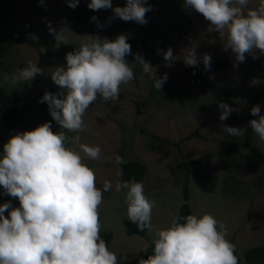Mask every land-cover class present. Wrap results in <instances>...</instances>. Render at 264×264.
Returning <instances> with one entry per match:
<instances>
[{"label": "rangeland", "instance_id": "obj_1", "mask_svg": "<svg viewBox=\"0 0 264 264\" xmlns=\"http://www.w3.org/2000/svg\"><path fill=\"white\" fill-rule=\"evenodd\" d=\"M259 5L260 0H249L245 8L256 9ZM188 10L183 6V0H166L161 12L153 19L155 31L170 35L169 30L177 21H183ZM72 16L73 8L67 6V0H0V38L33 39L35 45L30 49L19 46L0 58V84L22 99L21 121L13 135L49 122L53 133L64 132L66 147L79 152L83 163L94 171L97 188L103 191L105 182H111V189L103 191L98 214L101 236L112 233L113 240L108 249L116 254L118 264H137L138 260L153 254L151 252L146 256L149 243L156 239L157 230L172 224L183 203L182 186L186 181L183 161H195L209 152H214V156L207 164L203 162L191 167L203 177L215 181L217 186L214 192L203 193L188 180L192 214L214 216L227 229L226 239L234 245L238 255L251 244H264V166H258L245 154H236L229 161L228 171L223 168L224 157L218 151L224 137L239 136L224 132L223 125L242 131L246 121L244 104L253 93L260 95L259 105L261 114H264V54L254 50L251 54L245 53L243 62L237 61L231 49L224 47L227 28L217 32L206 19L201 20L192 25L187 37L171 48L175 58L171 62L162 61L163 38L155 39L154 53L144 58L152 67L151 72L145 73L139 62L131 65L134 78L120 85L118 98L105 101L98 95L84 113L83 130L71 132L52 120L48 105L39 102L46 92L61 99L66 95V89L50 79V73L61 65L43 70V79L38 85L34 79H14L17 70L27 67L30 62L36 64L37 52L43 51L47 40L69 41L79 49L96 37L112 40L124 34L128 43L135 37L125 21L116 22L110 33L103 35L72 21ZM190 49L195 50L201 64H204V54L209 55L211 61L229 57L235 62V66L224 72L205 73V77L212 81L225 80L234 86V97L227 103L234 111L228 119H219L221 110L205 91L197 88L190 76L175 71L173 63H184V56ZM156 57H159L156 63L163 68V75L167 74L166 84L176 81L188 89L191 97L189 104L172 102L165 91L151 92V75L155 73L157 77L159 71L154 65ZM201 124L204 129L198 133L208 141L197 137L188 140L187 136ZM77 136L78 142L75 140ZM155 136L168 139L171 143L159 142ZM255 139L264 151V141L256 133ZM80 144L99 146L101 158H88L79 148ZM117 156L122 158L123 163L138 160L147 169L146 176L140 181L144 186V195L153 203L151 227L146 238L128 237L125 233L123 222L130 221L125 201L127 190H116V184L121 182ZM225 176L231 177L233 188L240 186L233 189L234 194L225 189V182H222ZM5 202L19 207L18 199L7 195L0 187V204ZM4 215L7 218L8 212Z\"/></svg>", "mask_w": 264, "mask_h": 264}, {"label": "clouds", "instance_id": "obj_2", "mask_svg": "<svg viewBox=\"0 0 264 264\" xmlns=\"http://www.w3.org/2000/svg\"><path fill=\"white\" fill-rule=\"evenodd\" d=\"M249 0H183V6L200 13L214 31L227 28L225 49H231L239 62L245 53L259 50L264 54V0L256 9H247ZM79 0H67L76 8ZM93 11L112 9L123 21L144 25L151 6L147 0H125L124 7H113L111 0H90ZM97 21V17L91 18ZM98 26H100L98 24ZM93 37V36H89ZM128 37L92 39L75 52L65 56L66 64L54 68L50 79L66 89L64 98L45 93L39 102L48 105L50 116L62 129L79 132L84 128L83 116L89 105L101 96L105 101L118 98L120 85L134 78L125 57L131 54ZM165 61H173V50L162 53ZM253 58H256L255 56ZM145 73L152 67L136 54ZM206 70L211 57L204 54ZM187 66L195 67L198 59L194 49L184 56ZM43 70L29 63L18 69L14 79L31 81ZM7 78V77H6ZM152 85L160 90L167 74L160 78L151 75ZM261 100V98H260ZM219 119H228L234 111L227 103L219 102ZM250 114L258 119L249 126L264 141V114L260 105ZM229 135H239L241 129L223 125ZM64 132L53 133L45 122L31 131L12 135L0 153V187L17 198L19 207L11 202L0 204V264H118L100 234L98 207L103 191L111 189L106 181L104 190L96 187L94 171L83 163L79 152L66 147ZM78 142L79 137H75ZM79 148L92 160L101 158L99 146L80 144ZM117 163H123L116 157ZM126 189L127 215L139 230L151 227L153 203L144 195L142 182L121 181L116 190ZM11 209L10 211H8ZM8 212L7 218L4 213ZM211 214H190L156 232L152 255L137 264H238L234 245L226 239L227 229ZM223 229V230H221Z\"/></svg>", "mask_w": 264, "mask_h": 264}, {"label": "trees", "instance_id": "obj_3", "mask_svg": "<svg viewBox=\"0 0 264 264\" xmlns=\"http://www.w3.org/2000/svg\"><path fill=\"white\" fill-rule=\"evenodd\" d=\"M90 0H79V4L73 9L72 21L86 26L91 32H99L103 35H108L116 22L121 19L113 15L112 9H100L91 10L87 7ZM113 7H124L125 0H111ZM148 5L151 6V11L146 13L145 19L147 23L144 25L137 24L134 21H125L133 30L135 35L134 40L129 44L131 46V54L125 57V60L129 63V66L136 64L138 61L134 59L136 54H140L143 58L147 57L149 54L154 53L153 41L157 38H163V52L168 48L175 47L182 38L189 35L192 25L198 23L205 18L198 12L194 10H188L184 16L183 21H177L175 26L169 30V34L164 35V32L155 31V26L153 19L155 16L161 12L164 7L166 0H147ZM97 17V21H93L91 18ZM123 21V20H121ZM98 24L100 26H98ZM174 35L172 40L170 37ZM26 46L27 48H33V39H19V38H0V58L7 55L9 52L15 50L19 46ZM77 46L69 41H54L47 40L44 43L43 51H38V57L36 64L42 70H49L55 65H65V56L69 52L77 51ZM159 57L154 60V65L159 68L157 78L163 76V68L156 62ZM162 61H165L162 58ZM168 62V61H166ZM176 72H182L190 76L195 82L199 90L205 91L208 96L212 99L213 104L217 107L219 102L229 103L234 97V86L225 80L212 81L208 77H205L206 72H224L235 66V62L229 57L219 58L211 61L210 70L205 69V65L198 63L197 66H186L181 62L173 63ZM175 72V73H176ZM43 79L42 75H37L34 79L36 85L40 84ZM151 92L157 94L158 92L165 91L172 102L181 105L189 104L191 97H189L188 89L179 85L178 82L164 83L160 90H156L152 81L150 83ZM153 90V91H152ZM11 91V90H10ZM5 86L0 84V153L3 152V145L7 143L8 139L17 130L22 115V99L17 97L15 94L11 93ZM260 95L258 93H253L245 102L244 107L246 111V121L244 127L240 132L238 137H224L219 144V155L223 156L222 166L224 169L229 171V161L233 160L236 154H245L250 159L257 163L258 166H264V151L257 145L255 139V132L249 126V122L254 119H258L257 116L250 114V110L253 106L260 104ZM218 108V107H217ZM203 124L196 127L195 131L191 132L187 139H192L197 137L203 141H208L205 136L200 135L198 132L203 131ZM158 139L159 142L171 143L168 139H162L159 137H154ZM214 152H209L201 158L187 162L183 161V165L186 173V181L182 186V199L183 203L177 213L175 220H180L182 217L192 214V209L189 204L191 193L188 186V180H191L194 185L203 193H212L216 189V182L203 177L201 174L197 173L192 167L201 164L203 162L208 163V161L213 158ZM182 165H178L180 168ZM192 166V167H191ZM147 174L146 167L138 160H128L124 163L119 164V178L120 181L135 180L140 182ZM231 177H224L222 182H225V189L227 191L234 192L233 189L239 188L236 186L233 188L231 186ZM231 183V184H230ZM246 188L245 186H242ZM255 192V191H254ZM234 194V193H233ZM226 197V195H224ZM152 220V216H151ZM123 226L125 228V233L128 237H140L146 238L149 228H145L143 231L139 230L137 224L131 221H124ZM254 236V235H252ZM105 240L107 247L110 246L113 236L112 233H107L101 236ZM251 237V236H249ZM153 250V242H150L147 249L148 256ZM238 258V264H264V244L249 245L247 249L238 255L234 253Z\"/></svg>", "mask_w": 264, "mask_h": 264}]
</instances>
